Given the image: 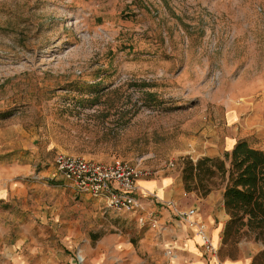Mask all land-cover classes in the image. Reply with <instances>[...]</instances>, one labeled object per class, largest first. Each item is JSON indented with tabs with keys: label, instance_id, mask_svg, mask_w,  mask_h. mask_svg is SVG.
I'll list each match as a JSON object with an SVG mask.
<instances>
[{
	"label": "rangeland",
	"instance_id": "374dc122",
	"mask_svg": "<svg viewBox=\"0 0 264 264\" xmlns=\"http://www.w3.org/2000/svg\"><path fill=\"white\" fill-rule=\"evenodd\" d=\"M251 116L264 119V0H0V257L86 264L121 232L151 263L138 211L66 187L54 159L141 161L183 181L185 160ZM263 250L243 240L232 255Z\"/></svg>",
	"mask_w": 264,
	"mask_h": 264
},
{
	"label": "crops",
	"instance_id": "0c3cea01",
	"mask_svg": "<svg viewBox=\"0 0 264 264\" xmlns=\"http://www.w3.org/2000/svg\"><path fill=\"white\" fill-rule=\"evenodd\" d=\"M252 119V116L248 119L247 131L240 137L227 138L223 148L208 155V158H219L223 153L229 152L238 140L246 141L253 149L264 150V119H258L251 125L254 122ZM252 128H255L254 131H249ZM252 133L259 141L250 136ZM55 178L61 182L56 170ZM184 184L181 178L162 172L138 182L139 190L135 196L137 207L134 210L138 211L141 226L148 228L140 243L142 250L149 252L148 259L152 257V262L147 264H250V255L223 262L219 260L217 253L215 256L205 253L196 228L190 227L186 221L173 220L174 213L165 202L177 204L175 206L181 211L194 209L196 213L191 220L203 224L212 244L216 248L220 246L221 234L229 219L223 204V187L211 189L208 194L202 195L198 188L194 190ZM131 215L127 213L122 216L130 218ZM101 241L92 259L88 251H83V261L86 264H144L139 262L130 238L121 232L115 236H105ZM104 248H107L105 252L102 251ZM121 255L124 256V261L119 263L118 256ZM17 258L10 256L9 261L4 262V258L0 257V264H18L20 258ZM109 259L116 262L109 263Z\"/></svg>",
	"mask_w": 264,
	"mask_h": 264
},
{
	"label": "trees",
	"instance_id": "16d2710c",
	"mask_svg": "<svg viewBox=\"0 0 264 264\" xmlns=\"http://www.w3.org/2000/svg\"><path fill=\"white\" fill-rule=\"evenodd\" d=\"M183 181L195 179L193 189L202 195L211 191L207 183L218 178L223 183V204L229 217L221 234L220 257L232 255L245 240L264 244V150L238 140L223 158L204 157L184 161ZM251 264H264V250L253 255Z\"/></svg>",
	"mask_w": 264,
	"mask_h": 264
},
{
	"label": "built area",
	"instance_id": "2783aa9c",
	"mask_svg": "<svg viewBox=\"0 0 264 264\" xmlns=\"http://www.w3.org/2000/svg\"><path fill=\"white\" fill-rule=\"evenodd\" d=\"M53 164L57 176L66 187L78 194L100 199L107 209L124 212H132L137 207L135 196L139 190L138 182L157 173L142 168L141 161L132 164L118 159L99 163L79 157L58 155ZM168 167L172 168L174 164L170 163ZM165 204L190 227L196 228L203 241L205 253L215 256L217 250L206 235L205 226L191 220L196 211L194 209L181 211L172 202Z\"/></svg>",
	"mask_w": 264,
	"mask_h": 264
}]
</instances>
